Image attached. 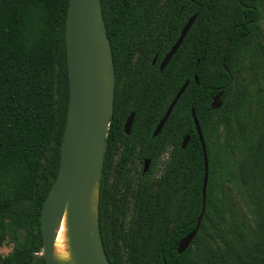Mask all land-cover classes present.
Wrapping results in <instances>:
<instances>
[{
    "label": "trees",
    "instance_id": "16d2710c",
    "mask_svg": "<svg viewBox=\"0 0 264 264\" xmlns=\"http://www.w3.org/2000/svg\"><path fill=\"white\" fill-rule=\"evenodd\" d=\"M68 5L0 0V245L9 234L16 241L0 264H47L39 254L41 212L68 120ZM102 9L116 69L99 201L111 264H264V0H102ZM195 14L159 70L153 58L172 48ZM246 67L256 97L241 82ZM220 92L223 105L213 109ZM193 111L209 161L206 210L190 246L178 253L202 211L205 158ZM166 152L163 173L152 178ZM144 158L151 169L135 178L131 164ZM248 196L255 197L254 224L239 206Z\"/></svg>",
    "mask_w": 264,
    "mask_h": 264
},
{
    "label": "water",
    "instance_id": "95a60500",
    "mask_svg": "<svg viewBox=\"0 0 264 264\" xmlns=\"http://www.w3.org/2000/svg\"><path fill=\"white\" fill-rule=\"evenodd\" d=\"M197 18L191 16L160 68L171 61ZM67 61L70 81L68 120L62 141L59 172L44 200L41 212L43 251L47 264H111L102 240L99 201L107 150V137L115 105L116 71L112 43L102 9V0H69L67 22ZM197 80V76H196ZM189 85L186 81L176 94L166 114L158 123L159 135L179 98ZM223 92L214 97L212 108L223 105ZM196 130L203 147L205 178L202 189V211L196 228L178 244V253L190 246L206 210L209 161L200 123L193 111ZM134 114L126 124L130 133ZM190 136L183 140L188 144ZM146 159L144 172L149 169ZM67 218L71 257L61 261L54 256L58 227ZM42 260L39 261V264Z\"/></svg>",
    "mask_w": 264,
    "mask_h": 264
},
{
    "label": "rangeland",
    "instance_id": "374dc122",
    "mask_svg": "<svg viewBox=\"0 0 264 264\" xmlns=\"http://www.w3.org/2000/svg\"><path fill=\"white\" fill-rule=\"evenodd\" d=\"M261 27L264 31V21H261ZM246 65H248V63H246ZM248 67H246V69L241 73V82H244L245 84H248L249 88L251 89L253 95L256 97L255 92L256 86L253 84V82L251 83V78H252V74L251 71L247 69ZM262 80V78H261ZM261 86H264V82L261 81ZM169 152H166L163 154V156L160 158V160L158 161L157 165L155 166L153 173H152V178L158 177L160 176L163 171L164 168L166 166V163L168 161V154ZM141 163L138 162L137 160L134 162L133 164V169L136 172L135 174H138L141 168ZM151 169V163L149 164V170ZM238 198V196H237ZM254 196H248L247 200H243L241 199V203H239V206L241 207L242 213L244 214V216L249 220V222H251L252 224H254V209H255V204H254ZM129 219V217L127 218ZM16 245V241L12 239L11 235L9 234V236H7V239L5 240V242L3 244L0 245V254L2 255H7L9 253L12 252V250L14 249ZM42 253V252H41ZM39 253V254H41Z\"/></svg>",
    "mask_w": 264,
    "mask_h": 264
},
{
    "label": "bare ground",
    "instance_id": "6f19581e",
    "mask_svg": "<svg viewBox=\"0 0 264 264\" xmlns=\"http://www.w3.org/2000/svg\"><path fill=\"white\" fill-rule=\"evenodd\" d=\"M54 256L61 261H67L71 257L66 215H64L56 232Z\"/></svg>",
    "mask_w": 264,
    "mask_h": 264
},
{
    "label": "flooded vegetation",
    "instance_id": "af4514ba",
    "mask_svg": "<svg viewBox=\"0 0 264 264\" xmlns=\"http://www.w3.org/2000/svg\"><path fill=\"white\" fill-rule=\"evenodd\" d=\"M195 23V22H194ZM193 23V24H194ZM192 27V26H191ZM190 30V29H189ZM189 32V31H188ZM188 34V33H187ZM186 37V36H185ZM170 51V50H169ZM168 51V52H169ZM168 52H166L165 53V55L168 53ZM165 55L159 60L158 58H159V53H157L156 55H155V57L153 58V61H152V63H153V65H157L158 66V68H159V70H161V71H163L166 67H167V65L164 67V69L162 70L161 68H160V65H161V62H162V60H163V58L165 57ZM139 55H137L136 56V61L139 59ZM115 71H116V69H115ZM115 96H116V88H115ZM169 108V107H168ZM132 114H134V118H133V122H132V126H131V130H132V127H133V123H134V120H135V116H136V112L135 111H132L131 113H130V115L127 117V119H126V121H125V123H124V130H125V124H126V122H127V120H128V118L132 115ZM192 114H193V112H192ZM131 130H130V133H131ZM125 132H126V130H125ZM130 133H127L126 132V134H130ZM154 136V135H153ZM146 159H150V158H144V160H139V159H137V161L138 162H140L142 165H141V168H140V171H139V173L138 174H135L136 172L134 171V169H133V163L131 164V172H132V174H133V176L135 177V178H138L139 176H141V175H146L150 170L148 169V171H146V172H144V167H145V161H146ZM150 163H152V161H151V159H150ZM149 163V164H150ZM102 179H103V177H102Z\"/></svg>",
    "mask_w": 264,
    "mask_h": 264
}]
</instances>
